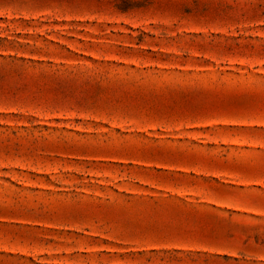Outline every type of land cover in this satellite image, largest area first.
<instances>
[{"label": "rangeland", "instance_id": "1", "mask_svg": "<svg viewBox=\"0 0 264 264\" xmlns=\"http://www.w3.org/2000/svg\"><path fill=\"white\" fill-rule=\"evenodd\" d=\"M0 264H264V0H0Z\"/></svg>", "mask_w": 264, "mask_h": 264}]
</instances>
